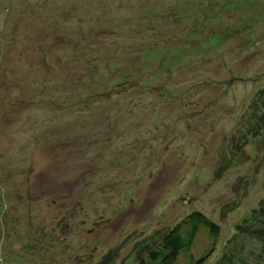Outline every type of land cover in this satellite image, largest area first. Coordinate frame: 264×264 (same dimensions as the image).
<instances>
[{
	"label": "rangeland",
	"instance_id": "374dc122",
	"mask_svg": "<svg viewBox=\"0 0 264 264\" xmlns=\"http://www.w3.org/2000/svg\"><path fill=\"white\" fill-rule=\"evenodd\" d=\"M263 89L264 0H0V264H136L194 211L264 264Z\"/></svg>",
	"mask_w": 264,
	"mask_h": 264
},
{
	"label": "trees",
	"instance_id": "16d2710c",
	"mask_svg": "<svg viewBox=\"0 0 264 264\" xmlns=\"http://www.w3.org/2000/svg\"><path fill=\"white\" fill-rule=\"evenodd\" d=\"M256 101L252 105V114L248 113L246 123L242 129L247 139L252 137L255 140L264 133V114L261 115V108H264V89L261 90ZM264 113V111H263ZM240 130V134L242 133ZM231 149V148H230ZM236 146L231 151L236 154ZM230 168V164L223 166L218 177ZM238 208L237 204H226L221 212L222 218L227 216ZM255 224L242 226L240 234L242 237H251L264 242V201L259 204V210L253 214ZM252 218V219H253ZM259 222V227L257 223ZM255 226V227H254ZM221 227L216 222L210 220L204 213L194 211L186 215L172 226L166 228L163 232H157L152 238H148L145 243L141 242L137 248L139 251L136 264H206L208 259L214 254L220 240ZM235 253L232 255L235 257ZM245 249V247H243ZM115 253V252H114ZM113 251L104 256V264L110 263L114 259ZM228 252L224 254L220 264H233V261L226 263Z\"/></svg>",
	"mask_w": 264,
	"mask_h": 264
}]
</instances>
